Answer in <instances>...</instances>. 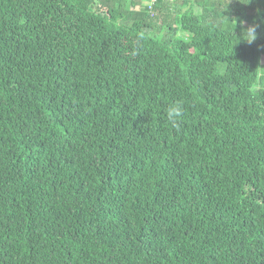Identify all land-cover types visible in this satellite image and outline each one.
Instances as JSON below:
<instances>
[{"label":"trees","instance_id":"obj_1","mask_svg":"<svg viewBox=\"0 0 264 264\" xmlns=\"http://www.w3.org/2000/svg\"><path fill=\"white\" fill-rule=\"evenodd\" d=\"M262 54L264 0H0V264H264Z\"/></svg>","mask_w":264,"mask_h":264},{"label":"clouds","instance_id":"obj_2","mask_svg":"<svg viewBox=\"0 0 264 264\" xmlns=\"http://www.w3.org/2000/svg\"><path fill=\"white\" fill-rule=\"evenodd\" d=\"M250 0H247L249 3ZM243 39L252 43L256 39V25H249L243 30ZM167 121L173 126L178 127L184 118L183 103L179 100L170 103L165 109Z\"/></svg>","mask_w":264,"mask_h":264},{"label":"rangeland","instance_id":"obj_3","mask_svg":"<svg viewBox=\"0 0 264 264\" xmlns=\"http://www.w3.org/2000/svg\"><path fill=\"white\" fill-rule=\"evenodd\" d=\"M261 64H264V54L261 56Z\"/></svg>","mask_w":264,"mask_h":264}]
</instances>
